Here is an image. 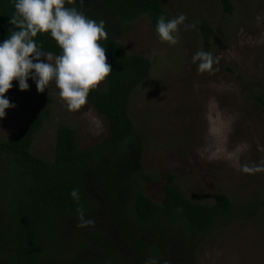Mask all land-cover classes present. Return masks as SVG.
<instances>
[{
  "label": "trees",
  "instance_id": "1",
  "mask_svg": "<svg viewBox=\"0 0 264 264\" xmlns=\"http://www.w3.org/2000/svg\"><path fill=\"white\" fill-rule=\"evenodd\" d=\"M224 13L233 14L230 0H221ZM167 0H72L87 18L105 23L106 49L112 71L104 90H90L87 103L105 118L106 139L82 147L77 132L59 125L53 159L44 160L32 147L51 117L52 100L34 97L13 87L5 95L12 111L25 115L21 127L0 141V264H197L202 243L238 221H250L251 205L236 208L218 195L215 203L195 202L170 172L145 175L142 171L143 138L130 115L133 96L146 83L153 61L128 55L122 38L136 20L148 17L155 30L157 19H170ZM14 14L13 0H0V41L7 38ZM206 49L214 36L212 26L198 24ZM45 52L60 53L50 34L34 38ZM206 52H209L206 51ZM160 185L156 198L145 192ZM79 189L80 199L70 196ZM78 208L94 225L78 227Z\"/></svg>",
  "mask_w": 264,
  "mask_h": 264
},
{
  "label": "rangeland",
  "instance_id": "2",
  "mask_svg": "<svg viewBox=\"0 0 264 264\" xmlns=\"http://www.w3.org/2000/svg\"><path fill=\"white\" fill-rule=\"evenodd\" d=\"M230 1L231 16L224 13L221 0H167L170 19L183 13L185 24H195L179 26L175 45L159 39L148 17L132 23L122 38L125 51L148 57L153 67L132 98L130 115L143 138L145 175L174 173L195 202L210 205L222 194L236 208L251 205L257 211L252 220L208 237L198 250L197 264H264V171H241L242 165L264 167V0ZM202 20L214 30L208 49L198 29ZM198 50H209L218 60L214 72H198L199 62L192 61ZM28 83L34 97L52 100L51 117L32 147L34 155L53 159L62 124L77 132L84 148L106 139L105 118L87 102L69 111L54 82L43 93L31 79ZM105 88L104 79L96 89ZM24 120L22 112L6 109L0 141L16 133ZM144 190L156 198L160 185Z\"/></svg>",
  "mask_w": 264,
  "mask_h": 264
},
{
  "label": "clouds",
  "instance_id": "3",
  "mask_svg": "<svg viewBox=\"0 0 264 264\" xmlns=\"http://www.w3.org/2000/svg\"><path fill=\"white\" fill-rule=\"evenodd\" d=\"M71 2L13 0L14 14L9 23L18 30L9 29L7 38L0 41V119L6 116V109L16 106L5 95L14 80L19 90L27 91L31 79L38 93H43L50 82H54L68 110L75 111L86 104L90 90H95L112 71L106 62V49L99 43L107 38L104 21L89 19L76 8L65 6ZM186 19L183 13L167 20L161 15L155 32L162 42L175 45L179 26L195 27V24H185ZM44 33L50 34L60 49L55 57L52 52L43 51L34 39ZM192 61L199 62L197 70L201 73L214 72L213 65L218 63L210 52L203 50H198ZM241 171L259 172L264 171V167L242 165ZM70 196L78 202L79 189H73ZM77 211L78 227L95 224L93 219H85L83 209ZM145 264H159V261L149 258Z\"/></svg>",
  "mask_w": 264,
  "mask_h": 264
}]
</instances>
